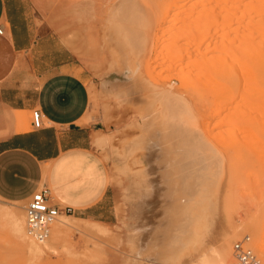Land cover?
Here are the masks:
<instances>
[{"label":"rangeland","instance_id":"1","mask_svg":"<svg viewBox=\"0 0 264 264\" xmlns=\"http://www.w3.org/2000/svg\"><path fill=\"white\" fill-rule=\"evenodd\" d=\"M199 1L201 2L202 0H107L103 5L102 12L99 14V22H95L93 28L87 26L88 22L86 20L81 21L82 24L78 22L77 24L75 23L72 17L70 4L67 3L68 0L52 1L49 16L47 18L51 26L50 29L82 60L87 69L88 76L90 77L91 103L87 116L84 119V124L91 127L93 131V147L105 162L110 182L115 186L116 192H118V220H115L112 224L106 225L93 223L89 220L77 219L73 215H63L60 219L63 217L71 219L74 224L84 226L88 230L87 233L69 232L65 237L66 239L62 240L58 245L56 244L58 248L56 247L57 249H55V251L47 250L42 256H33L24 248L23 242L19 239L17 228V224H20L21 221L25 220L24 224L26 225L25 210L27 201L13 203L0 198V264H204L201 262L202 257H205V255L211 263L215 264L222 248L223 241L226 238H231L232 240V264L234 262V244L238 241H245L246 239L249 240V247L253 249L264 262V243L262 241L264 236V159L259 157V153L257 154V152L264 149V147H262L264 145V124L263 127H261V124V128L252 125L255 128L252 127V130L255 131L260 139H263V144L260 142L259 138L257 140L255 139L256 136L254 137L251 134H254L251 130L250 136L254 138L252 137L253 143L250 142L254 144L259 141L257 145L261 143L262 146L260 145V147L263 149H261L259 145L258 147L254 145L253 149V147L251 148V143L250 147L246 145V143L242 146L240 151L241 155L236 162L239 184L235 182L234 186L230 184L232 181V178L230 179L231 163L227 155L229 151H226V149L230 150V148H220L213 140L211 141V147H213L219 155V159L216 167V175L213 177L214 179L211 178L210 175L207 179L208 182H212L213 191L211 193L210 202L207 204L208 209L205 212L203 211L201 215L200 235L198 237L199 239H197V245L195 243V245L183 255H178L176 252L170 253L169 260L164 259V261L161 259V254H157L156 251L153 250L152 252H148L150 247L149 241H152L153 233L158 231L161 234H155L154 243L151 242V244L154 245L155 242H161L164 239L163 235L167 233L168 221L166 220L165 213L169 203H172L168 198H165V193L168 190V186L165 183L168 168L165 158L162 156L159 149L151 145L150 142L148 144L146 138L142 137L143 128L146 124L142 108L144 104H137L129 98V84L125 80L131 79V69L126 61L125 64L121 66L119 58L113 55L110 45L106 42L104 32L109 22H107L105 16L110 8H119V2L127 3V5H129L130 17L134 14L135 18L139 19L140 27L143 28L144 31H148L152 37L151 40L153 45H155L153 46L155 49L157 47L156 44L158 43L159 45L161 43V41H158H163L164 38L162 37H165V43L162 42V44L157 47L156 52L163 48L166 49L170 43L169 40L171 41L169 37L177 36V31L179 29V31H181L187 27L186 29L188 32L185 31L186 35H189L187 34L190 32L188 29L193 28L191 30L195 31L196 29L194 30V26L192 25H194L193 23L198 25L197 22L191 21V27H189L190 25L186 26L193 18L195 20L197 17L196 21L200 20L199 26H202L203 32L208 33L206 30L209 29L210 34L215 33L216 35H219L220 31L225 33L226 24H224V21L226 18L223 19L224 16L227 17L229 14V16L231 15L234 18L240 17V19H242V14L239 13L243 12L241 9L243 8L242 5L245 4V0H228L230 2H225V0H222V2L220 0H205L209 5H207L204 0L201 4L198 3ZM209 1L211 3L213 2V5H211ZM82 2H86L90 5L91 16H94L93 3L84 0L77 4H81ZM232 3L233 5L236 3L235 5H239H237V7H241L237 8L236 6H232ZM210 5L212 8L207 9L209 10L207 11L206 8H209ZM190 7H192V10ZM218 7L221 8V10ZM236 8L241 11H237ZM203 9L207 12L205 14L206 16L204 15L205 12ZM201 11L204 13L201 14ZM230 11H232L231 13L235 11V13L232 15ZM74 13H78L82 16L85 15L79 10V5L75 6ZM210 13H215V17L213 16L214 14H212L214 19H212V16L211 19L209 18ZM88 15L90 16V13ZM189 15L192 17L191 19L188 18L190 17ZM166 17L169 20H167ZM179 18H182L181 21L178 20ZM198 18L201 19L198 20ZM203 18H205L204 20L206 22L204 20L202 21ZM208 18L214 24L216 23L215 27L209 20V23L207 22ZM232 18L227 17L228 20ZM234 18L233 21H235V23L238 24V22L241 21V23H239L244 24L243 20L238 19L236 22V18ZM166 20L168 22H166ZM201 21L205 24L203 25ZM185 22L186 25H184ZM221 23L225 27V29H223L224 31L220 29L221 27L223 28ZM229 23L231 24L232 22L230 21ZM229 23H227V25ZM235 23L233 22L232 25L236 26ZM243 24L238 26H241L242 29ZM182 25V29L178 27ZM206 25L210 27L207 28ZM203 26H206V30ZM234 26L232 27L236 28ZM170 27L172 29H170ZM218 27L220 28L218 29ZM217 29L219 32H217ZM162 30L165 32L167 31L166 33L164 32L165 35L163 36L161 35V33H163ZM242 30L239 32H242ZM203 32L198 31L199 34H197L196 31V33L193 32V34L195 33L194 35L198 37ZM167 33L169 35L171 33L173 36H169ZM191 33L190 35L195 37ZM205 34L206 33H204V35ZM159 35H161V37ZM157 36L158 41H156ZM191 36L190 38H193ZM187 37L185 38L187 39ZM188 39L185 41H190V39ZM199 39L196 38V41ZM168 48L170 50V46ZM167 49L166 51H168ZM159 51L158 55L161 53ZM154 53L155 52H153V54ZM168 54L167 56L163 55L164 57L160 55L161 58H159V56L155 58L154 54L153 57H151L152 60L146 61L144 65L146 68H143L145 75L148 76L149 74L152 75L155 73L153 69H151L153 66L150 67L153 58H158L157 60L161 59L160 63L166 61L167 63L161 64L162 67L165 64L167 65L169 62L167 58ZM217 54H222L221 57L225 56L224 51L222 53L217 51ZM170 56H172V54H170ZM163 58L166 60L162 61ZM155 59L153 62L154 65L157 62ZM117 61H119V63H117ZM158 63L159 61L156 63L155 67ZM159 66L160 65L156 67V71H158ZM160 68L158 72L161 74L158 72L157 74L162 76L156 78L157 80L171 75L170 71L168 72L165 70L166 68L164 69V71H166L165 73L160 72ZM240 72L239 68H237V71L235 70V75L241 76ZM120 73H124L123 79H125L122 82L117 81V77L121 76ZM157 74L155 73L153 76L157 77ZM171 89L175 94L177 91L178 93L182 92V90H178V85L171 87ZM173 89L176 90L174 91ZM125 91L128 92V96L123 93L126 96L123 97L121 92ZM188 94L190 93L188 92L187 95ZM187 95H185L186 98L188 97L185 102L191 117L196 122V125L199 126V129H201V134L208 138L206 120L209 117L206 118L205 115L198 112V105H196L197 102H202L197 95L195 97V94H193L194 97L191 94L189 96ZM233 128L235 127L233 126ZM251 137H248V140H251ZM246 142H248L247 139ZM255 149L257 150L255 151ZM260 152L261 155L264 153H262V151ZM46 178L47 175H44V180H46ZM17 218L19 219L18 221L16 220ZM24 224L23 226L26 228L25 230H27V225L25 226ZM95 224L101 225L105 231L101 232L95 230L93 226ZM162 236L163 238H161ZM136 248L142 250L143 255H140L139 258L135 252L133 253L134 250L136 251Z\"/></svg>","mask_w":264,"mask_h":264},{"label":"bare ground","instance_id":"2","mask_svg":"<svg viewBox=\"0 0 264 264\" xmlns=\"http://www.w3.org/2000/svg\"><path fill=\"white\" fill-rule=\"evenodd\" d=\"M220 1L222 2V0ZM201 2L199 1L198 3L201 4ZM225 2L230 1L225 0ZM207 3L208 2H206V4ZM209 3L211 2L209 1ZM212 3L211 5H213ZM244 3L241 9L244 13H239L242 14V19H240V17H235L236 22L238 19L244 21V24L242 23L243 30L241 26H238L242 25L240 24L241 21H239L240 23L238 22V24L235 23V21H233L234 17L228 14L227 17L233 18L228 20L227 17L223 15V19L226 18L224 21L225 23L221 19L222 22L226 24V29L222 23L221 25L223 28L218 27V29L220 28L221 30L225 29V31L223 30L225 33H222V31L219 32L217 29V32L220 33L219 35H216L214 32V34H210L209 29L206 30V26L207 28L210 27L208 25L203 26L208 33L203 32L202 26H199V19L201 18H198L199 21H196L197 17L195 20L194 18L191 19L193 17L191 14L192 17L190 15V17H188L191 19L188 25H186V22L184 25H190L189 27H191V21L197 22L198 25L193 23L194 25L192 26H194V30H196H191L193 28L188 29L190 32L187 34L190 35L191 32V34H193V32L196 33V31L197 34H199V31L203 32V35L201 34L197 37L194 33L193 35L195 37L190 35L193 37L190 38L189 35L185 34L187 27L184 26L185 30L182 29L183 25L181 27L178 26L182 29L181 31H179L180 29L177 27L179 32L177 31L178 34H175H177L178 37L176 35L174 36L175 38L169 37L172 34L170 33L169 35L168 32L167 34L169 36H167L169 39H171V41L174 40L172 42L169 40V45H166V49L170 46V50L169 48L167 49L168 51H166L165 48L160 51L158 50L161 52L160 55L162 56H167L169 53L167 57L169 62L167 65L165 64L166 66L163 65L164 68L161 64H164L166 61L160 63L161 59L157 60L158 58H155L156 56L161 58L156 50L157 47L165 41V37H162L164 38L163 41H158L157 36L156 41H161V43L159 45L157 43L155 49V47H153L155 45H153L151 40L152 37L148 31H144L143 28L140 27L139 19L135 18L134 14L130 17L129 5H127V3L119 2L120 7L117 9L116 7L110 8L105 16L107 22H109L104 32L106 42L110 45L113 55L119 58L121 66L124 65L126 61L131 69V79L125 80L129 84V98L137 104H144L142 108L146 124L143 128L142 137L146 138L148 144L150 142L151 145L159 149L162 156L165 158L168 168L165 178L168 190L165 193V198H168L172 203H169L165 213L166 220L168 221L167 233L163 235L164 239L161 242H155L154 245L151 244V242L154 243L155 234H160L158 231L154 232L152 241H149L150 247L148 249V252L154 250L157 254H161L160 256L163 261L164 259L169 260L170 253L176 252L178 255H183L186 251L190 250L195 243L197 245V239H199L198 237L200 235L201 215L203 211L205 212L208 209L207 204L210 202L211 193L213 191V184L212 182H208L207 179L209 175L211 178L216 175V167L219 159V155L214 148L211 147V141L213 140L220 148H230V150L226 149V151H229L227 155L231 163L230 179L232 178V181L230 184L234 186L235 182L239 184L236 162L241 155L240 151L242 146L246 143V145L250 147V143H253V136H256V140L259 138L255 131L252 130V125L260 127L262 124L261 127H263L264 124V0H245ZM235 4L233 5L232 3L231 5L237 7L238 4ZM77 5H79V10L85 15L90 13L91 16L90 5L88 3L82 2ZM211 5L209 8L207 7L206 10L212 8ZM190 8L192 10V7ZM221 8L219 9L221 10ZM241 10L237 9V11ZM232 11H230V14L233 15L235 11L231 13ZM204 12L201 11V14L204 13L205 15L207 13L205 10ZM212 14H214V17L216 16L215 13ZM212 14L210 13V19L213 17ZM214 17L212 19H214ZM205 18H203L202 21ZM209 18L207 22L208 20L210 21ZM181 19L182 18H179L178 20L181 21ZM167 20L169 19L167 18ZM167 20L166 22H168ZM202 21L201 23L204 25L205 23ZM228 21L234 22L236 26L232 25V23L230 24ZM227 23L229 24L227 25ZM170 29L172 28L170 27ZM239 29L242 30V32H239ZM164 30H162L163 33L165 32ZM163 33H161L162 36L165 35V33ZM204 33H206V36ZM161 35L159 36L161 37ZM185 37H187V39L189 38L190 41H185L187 40ZM196 38L202 39H199L200 41L198 40V42ZM182 40L185 42L183 43ZM217 51L221 53L224 51L225 56L221 57L222 54L218 55ZM153 52H155V55ZM170 54H172V56H170ZM153 55L155 56L153 62L154 59L157 62L159 61V68H163H160V72L165 73L166 71H164V69L166 68L165 70L168 72L170 71L171 75H168L169 77H160L161 79L159 80L156 79L162 76L159 75L161 74L158 72L159 68L158 71H156L158 65L156 67L155 65L157 62L155 65L151 62L150 67L153 66L151 69H153V72L156 74L158 72V76L156 75L157 77H154L153 74L155 75V73L152 75L149 74L148 76L145 75L143 69L145 67L144 65ZM169 56L172 59H170ZM164 60L166 59L163 58L162 61ZM119 61H117V63H119ZM237 68L241 71V76L235 75V70L237 71ZM120 74L121 76L117 77V81L122 82L125 79H123L124 73ZM175 85H178V90H182L181 93L177 91L175 94L172 91L171 87ZM188 92L192 96L193 94H195V97L197 95L202 102H197L196 104L198 105V112L205 115L206 118L209 117L206 120L208 138L201 134V129L196 125V122L191 117L187 108L185 101L188 97L186 98L185 95H187ZM123 93L128 96V92H121V95L126 97ZM233 126L235 128H233ZM250 130L253 131L254 134L251 133ZM250 133L253 135L252 137ZM248 137H251V140H248ZM246 139L249 144L246 142ZM259 140L263 144V139L259 138ZM257 142L254 144L251 143V148L253 147L254 149V145L256 147ZM262 144L258 143L259 147L260 145L262 146ZM262 147H264V145ZM262 147L260 148L263 149ZM256 150L257 149H255V151ZM263 150L260 151L263 153ZM260 151L257 152V154L259 153V157L264 159V153L261 155ZM46 174L47 168L44 170V175ZM16 220L18 221L19 219L17 218ZM24 221L17 224L19 239L23 242L24 248L33 256H42L47 250L55 251V249L58 248L56 244L58 245V243L66 239L65 237L69 232L86 234L88 231L84 226L74 224L71 219L63 217L59 219V222L53 227L52 234L48 241L37 243L28 236L27 230H25L26 228L23 226ZM93 226L97 231H105L101 225L95 224ZM163 236L161 238H163ZM231 241V238L224 239L215 264H232ZM262 241L264 243V236ZM134 252L138 258L140 255H143L142 250L139 248H136V251L134 250L133 253ZM201 263L213 264L206 255L202 257Z\"/></svg>","mask_w":264,"mask_h":264},{"label":"crops","instance_id":"3","mask_svg":"<svg viewBox=\"0 0 264 264\" xmlns=\"http://www.w3.org/2000/svg\"><path fill=\"white\" fill-rule=\"evenodd\" d=\"M52 1L0 0V198L22 203L45 187L53 205L109 225L118 220V192L84 124L90 77L50 29ZM80 1L68 0L72 17L93 28L107 0H88L94 16L74 13ZM34 111L41 128L33 125Z\"/></svg>","mask_w":264,"mask_h":264},{"label":"built area","instance_id":"4","mask_svg":"<svg viewBox=\"0 0 264 264\" xmlns=\"http://www.w3.org/2000/svg\"><path fill=\"white\" fill-rule=\"evenodd\" d=\"M0 28V34H2ZM34 127L41 128L42 115L40 111L32 114ZM48 189L43 187L36 191L28 200L26 205L27 233L37 243L48 241L52 228L59 222L63 215H72L73 208H59L52 204L48 195ZM249 240L238 241L233 246V264H264L263 260L248 245Z\"/></svg>","mask_w":264,"mask_h":264}]
</instances>
